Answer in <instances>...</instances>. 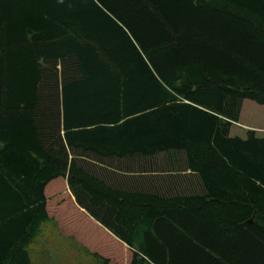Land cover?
Wrapping results in <instances>:
<instances>
[{"label":"trees","instance_id":"trees-1","mask_svg":"<svg viewBox=\"0 0 264 264\" xmlns=\"http://www.w3.org/2000/svg\"><path fill=\"white\" fill-rule=\"evenodd\" d=\"M245 101L264 0H0V264H33L52 222L102 264H264ZM148 168L188 192L119 175Z\"/></svg>","mask_w":264,"mask_h":264},{"label":"crops","instance_id":"crops-1","mask_svg":"<svg viewBox=\"0 0 264 264\" xmlns=\"http://www.w3.org/2000/svg\"><path fill=\"white\" fill-rule=\"evenodd\" d=\"M189 174L190 172L182 174L183 179L179 181H174L170 179L169 178L170 176L167 174L151 172L150 168H148L147 172L145 173H122L119 175L122 176L125 180L127 179L126 182H130V183L135 182L137 180H143V182H145L147 186V190H150V189L153 191L161 190L164 193H186L188 192V187L185 182H186V179H189ZM122 177H120L121 179L119 180H123ZM155 182H160V183L157 184ZM175 185L178 187H174ZM68 194H69V197L74 207L77 209V211L79 213L81 212L82 215L84 214L86 216V214L76 205L74 196L72 195L70 190H68ZM87 218L93 221L96 225H98V223H96L91 218L89 217ZM99 227L102 228L105 232H107L103 227L101 226ZM43 230L44 232H43L42 237L38 239L37 243L35 244L33 248L34 250V255H32L33 264H102V262L99 259L93 257L92 254L89 253V252L95 253L94 251L91 250V248L88 247L89 252H87V250H85L83 245H81L80 243H78L77 241H75L74 239L70 237L63 236L56 223L52 222V223L47 224ZM54 230H56V232L58 233V236L54 235L53 233ZM47 233L50 234V237H52V239L54 240L53 245H48L47 243H45L44 239H46ZM107 233L112 238H114L116 241L120 242L112 234H110L109 232ZM42 240L44 241L42 242ZM123 245L127 247L125 244ZM53 254L69 255L70 258L67 259L68 256H63L58 261L60 257L55 258ZM52 258L54 261H52Z\"/></svg>","mask_w":264,"mask_h":264},{"label":"rangeland","instance_id":"rangeland-1","mask_svg":"<svg viewBox=\"0 0 264 264\" xmlns=\"http://www.w3.org/2000/svg\"><path fill=\"white\" fill-rule=\"evenodd\" d=\"M248 130L256 131V133L259 136L264 137V106H260L254 102H251V101H245L240 122L233 126L231 132H232L233 136L238 135L241 137H245L246 132ZM64 185H65V190L68 194L69 188H68L66 179H65ZM80 214H82V213L80 212ZM50 231H51V229H50ZM53 233H54V235L58 236V233L56 232V230H54ZM44 240H45V243H47L48 245H53V243H54V240L52 239V237H50V234H48V233H47L46 239H44ZM44 240H42V242ZM53 255L55 258L60 257L58 259V261L63 256H68L67 259L70 258L69 255H55V254H53ZM52 261H54L53 258H52Z\"/></svg>","mask_w":264,"mask_h":264}]
</instances>
